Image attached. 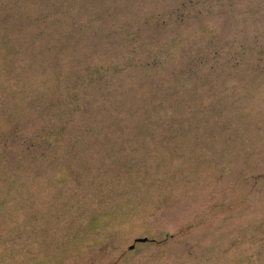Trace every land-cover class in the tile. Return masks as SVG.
Segmentation results:
<instances>
[{
  "label": "rangeland",
  "instance_id": "374dc122",
  "mask_svg": "<svg viewBox=\"0 0 264 264\" xmlns=\"http://www.w3.org/2000/svg\"><path fill=\"white\" fill-rule=\"evenodd\" d=\"M0 264H264V0H0Z\"/></svg>",
  "mask_w": 264,
  "mask_h": 264
},
{
  "label": "water",
  "instance_id": "95a60500",
  "mask_svg": "<svg viewBox=\"0 0 264 264\" xmlns=\"http://www.w3.org/2000/svg\"><path fill=\"white\" fill-rule=\"evenodd\" d=\"M137 240H139V241H146L147 238H140V239H137Z\"/></svg>",
  "mask_w": 264,
  "mask_h": 264
}]
</instances>
